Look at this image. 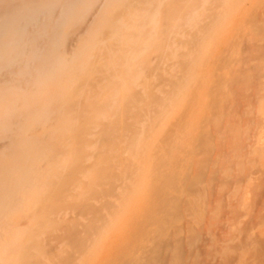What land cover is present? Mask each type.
I'll use <instances>...</instances> for the list:
<instances>
[{
    "label": "bare ground",
    "instance_id": "obj_1",
    "mask_svg": "<svg viewBox=\"0 0 264 264\" xmlns=\"http://www.w3.org/2000/svg\"><path fill=\"white\" fill-rule=\"evenodd\" d=\"M99 1L0 0V264H264V172L260 178L255 175L264 150L263 24L257 27L262 34L256 31L260 37L253 41L252 34L247 46L255 66L240 69L235 64L236 69L227 70L225 81L232 84L228 99L221 85L225 67L217 65L204 87L203 105V96L194 91L192 76L199 61L195 54L208 45L203 33L218 28L227 15L226 0H102L96 5ZM230 1L231 7L239 3ZM144 3L150 11H160L156 29L148 26L149 18L136 19ZM91 5L97 7L87 16L84 10ZM103 5L109 7L107 14ZM124 5L130 7L129 14L120 10ZM194 5L205 15L192 21L197 29H184L180 59L171 63L166 76L160 75L157 83L165 86L160 91L164 98L149 86L145 98L130 89L113 99V83H105L100 96L89 94L122 64L133 43L127 28L140 23L141 30L133 31V55L143 53L139 68L153 72L169 26L186 24ZM23 14L31 19L29 26L17 22L15 15ZM246 18L263 22L264 0H257ZM63 24L76 26L70 48L60 36ZM103 39L106 45H101ZM155 57L160 58L156 65ZM132 98L145 104L135 105ZM157 101H164L167 109V117L158 123L167 120V130L162 129L167 134L153 125L160 136L150 120L160 112L154 106ZM103 113L106 121L99 119ZM127 115L134 116L131 120L144 118L145 130L154 132L148 135L147 163L134 171L136 164L126 167L128 158L121 151L114 155L119 140H126V154L138 134H129ZM150 134L160 138L152 142ZM93 143L101 149V163L118 162L123 169L106 173L100 163L87 165L86 159L98 153H87ZM150 159H156L157 164L152 162L157 166ZM86 171L89 180L74 194L79 175ZM127 174L134 175L132 180ZM71 207L86 214L83 226L78 219H62ZM49 228L56 231L47 239ZM40 232L46 234L44 242L37 239ZM20 234L24 236L19 239ZM59 244L74 252L57 250ZM33 248L38 249L34 261L29 258ZM83 256L86 261L81 263Z\"/></svg>",
    "mask_w": 264,
    "mask_h": 264
},
{
    "label": "rangeland",
    "instance_id": "obj_2",
    "mask_svg": "<svg viewBox=\"0 0 264 264\" xmlns=\"http://www.w3.org/2000/svg\"><path fill=\"white\" fill-rule=\"evenodd\" d=\"M257 1V0H256ZM256 1L255 0H239V3H238V5H236L235 7H231L230 5H231V1L230 0H226V5L224 6V10L225 11H227V15L222 19V22L220 23V25L218 26V28H213L212 30H210L209 32H208V34L207 33H203L204 34V36H203V38H204V40L206 41V44H208L209 45V48L207 49V47H208V45H206L205 46V48H204V50L202 51V54H201V52H197L195 55L197 56V59L199 60V61H197V67L195 68V70H194V72H193V76H192V78H193V82H194V84H195V87H194V91L197 93V91L199 92V93H197V94H199V96H203V99H201V102H202V100H203V105H205V102H206V98H205V96L203 95L204 93H205V91H204V87H206L207 85H208V82H209V78H210V76L212 75V72L215 70L214 68H216L217 67V65H218V67L220 66H222L223 65V67H225V69L223 70V74H222V80H224L225 81V79L227 80V78H229V74H228V71L227 70H231V68L233 69H236L235 67L238 65V66H240V69H246V68H248V67H250V66H255V64L257 63L256 61L257 60H255L254 58H253V56L250 54V53H248V50H247V46H248V44H250V43H252L253 41H255V40H257L259 37H260V34H262V32H263V30L261 29H257V27L259 26V28H262L263 26H264V21L263 22H260V18H257L256 19V21L257 22H260V23H257V22H254V23H256L257 25H253L254 23L249 19V18H246L247 16H248V12H249V9H251V7L252 6H254L255 4H256ZM255 2V3H254ZM102 3V0L101 1H99L96 5H99V4H101ZM106 3H107V1H106ZM105 2H104V5L106 4ZM253 5H252V4ZM96 5H91V6H89V7H87L85 10H84V12H85V14L87 15V16H89L93 11H94V9L97 7ZM103 5V6H104ZM106 5H108V3L106 4ZM244 5V6H243ZM246 5V6H245ZM213 6V5H212ZM105 7V8H104ZM103 7V14H107V7L108 6H104ZM193 8L194 7H197V6H192ZM190 8L189 10H191V12H190V17H189V21H187L186 22V24H182V25H179V24H177L176 22L175 23H173L172 25H170L169 26V28H168V31H167V36H168V39H167V41H166V43H164V48H163V52H161V54H162V57L160 56V58H158V57H155L153 60L155 61L154 63H155V65H156V62H157V58L158 59H160V61L159 62H157V64L159 65V66H157L156 65V67H154L152 70H153V72L152 71H149V72H145V71H142L140 68H139V66H138V64H137V62H139L140 61V59L142 58V57H144V54L143 53H138V54H136V56L135 55H133V48L134 47H136V45H137V42H136V36H135V34H134V32L133 31H136V30H141V25H140V23L137 25V24H132L129 28H127L128 30V32H131V30H132V32L130 33V35L132 36V39L130 40V42L132 41L133 43H132V45L125 51V53H124V56L122 57V64L119 66H117V68L115 67L113 70H112V73L113 74H111V76L107 79V80H104L105 82H103L102 84H100V85H98L97 87H95V88H93L92 90H90L89 92H91V93H89L90 95L91 94H93V95H96V96H100L102 93H103V90H104V88H105V83H113L114 84V86H115V88H114V90L112 91V95H111V97L113 98V99H115L119 94H121V93H125V92H127V91H129L130 89V91L131 92H138V91H140V92H138L137 94L139 95V93H140V96H142L143 98H145L146 97V95H147V93H148V90H150L151 89V87H152V89H153V91H155V92H157V93H159V94H161L162 93V89L165 87L164 86V84H158L159 83V80H160V77L161 76H166L167 75V73H168V71H169V69H170V65H171V63L173 62V61H178L179 59H180V53L181 52H183V50H184V47L182 46V40H184L185 38H186V32H187V30L189 29L190 31L191 30H194L195 28H196V22H198V20H199V18H200V16L203 14V10L204 9H201V6L198 8L197 7V9L196 10H194L193 8ZM215 6H213V8H214ZM109 8V7H108ZM202 8H203V6H202ZM208 8H212V7H208ZM233 9V10H232ZM120 10L122 11V13H127V14H129L130 13V7H128V6H126V5H124V6H121V8H120ZM206 10H207V8H206ZM193 11V12H192ZM208 12H210V9H208L207 10ZM229 12H231V13H229ZM160 11L159 10H157V8L155 9V10H152V11H150L149 10V4H147V3H144V4H141V6H140V9H139V11H138V17L136 18L137 20H142V19H145V18H149V23H148V26H150V28L151 29H156L157 27H158V17H160ZM204 15L205 14H203V17H204ZM15 18L17 19V22L20 24V25H26V26H29L30 25V18L28 17V14H23V15H15ZM195 18V19H194ZM198 19V20H197ZM237 19V20H236ZM243 19V20H242ZM251 21L250 23H248V21ZM193 20H196V22L194 23V22H192ZM208 20V18L207 19H205L204 21H207ZM244 21H246V22H244ZM99 22H100V20H99ZM203 23V21H201V24ZM247 23V24H246ZM65 24H67L68 25V23H65ZM65 24H63V26L65 25ZM193 26H192V25ZM244 26H243V25ZM263 24V25H262ZM140 25V26H139ZM179 25V26H178ZM200 25V24H199ZM199 25H197L198 26V29H199ZM227 27H226V26ZM250 25H252V27H250ZM261 25H262V27H261ZM76 26H72V27H69L68 28V26H64V27H62L61 26V29H60V36L61 37H63V38H67V43H66V45H67V48H70V47H72V45L74 44V42H75V36H74V32L76 31L75 28ZM243 27V28H242ZM49 28H50V30H53L54 28H53V26H49ZM138 28V29H137ZM192 28V29H191ZM194 28V29H193ZM237 28H239L238 30H237ZM256 28V29H255ZM183 29V30H182ZM184 29L186 30V32L184 31ZM197 29V28H196ZM240 29H242V31L240 30ZM251 29H252V32H251ZM254 30H255V32H254ZM260 30V31H259ZM256 31L258 32H260V34H258L257 35V33H256ZM62 32V33H61ZM236 32H237V34H236ZM33 33V35H37L38 34V32H36V31H33L32 32ZM184 33H186V34H184ZM238 33H240V34H238ZM247 33H249V34H247ZM236 34V35H235ZM252 34H254V39H253V41H249L251 38H252ZM66 35V36H65ZM210 35V36H209ZM242 35V36H241ZM246 35H248V36H246ZM250 35V36H249ZM74 36V37H73ZM185 36V37H184ZM234 36V37H233ZM238 36H240V37H238ZM215 37V38H214ZM225 37V38H224ZM231 37H233V39L231 38ZM236 37H238V38H236ZM242 37V38H241ZM243 37H244V40H243ZM65 38V39H66ZM214 38V39H213ZM228 38H231L230 39V41H228ZM236 38V39H235ZM242 39V41L240 40V39ZM225 39V40H224ZM246 39V40H245ZM213 40H214V43H213ZM234 40V41H233ZM239 40L241 41V43L244 45V48L242 47L243 45L241 44H239ZM252 40V39H251ZM224 41H226V42H224ZM238 42V43H233V42ZM244 41V42H243ZM249 41V42H248ZM107 42H108V40H101V45H106L107 44ZM216 42V43H215ZM223 42L225 43V44H223ZM229 42V43H228ZM231 43H233V45H231ZM165 44H166V46H165ZM215 44H217V45H215ZM235 44V45H234ZM222 45V46H221ZM212 46H214V47H212ZM224 46V47H223ZM225 46H226V49H225ZM229 46V47H228ZM234 46V47H233ZM238 46V47H237ZM220 47V48H219ZM231 47V48H230ZM235 47H236V49H235ZM222 48H223V50H222ZM227 48H230V52L229 51H227ZM232 48H233V50H232ZM219 49H221V50H219ZM241 49H243V50H241ZM246 49V50H245ZM226 50V51H225ZM229 50V49H228ZM237 50V51H236ZM208 51V52H207ZM219 51V52H218ZM222 51V52H221ZM225 51V52H224ZM236 51V52H235ZM244 51V52H243ZM179 52V53H178ZM216 52H218L219 54L218 55H216L217 53ZM221 52V53H220ZM227 52H229L230 54H229V57L230 58H232L231 60H233V61H240V63H239V61L238 62H230L231 60H229V57H227L228 56V54H227ZM242 52V53H241ZM211 53V54H210ZM245 55H244V54ZM182 54V53H181ZM223 55V57L221 56V55ZM226 54V55H225ZM232 57H231V56ZM152 56V55H151ZM150 56V57H151ZM224 56H226L225 58H224ZM246 58H245V57ZM153 57V56H152ZM202 57V58H201ZM235 57V58H234ZM241 57V58H240ZM244 57V58H243ZM210 58V59H209ZM215 58V59H214ZM164 59V60H163ZM211 59H213V60H211ZM216 59H217V61H216ZM227 59H228V61H227ZM235 59V60H234ZM242 59H244V61L242 60ZM215 60V61H214ZM220 62H219V61ZM223 60V61H222ZM225 60H226V65H225V63H223V62H225ZM166 61H168V62H166ZM206 61V62H205ZM221 61H222V63H221ZM243 61V62H242ZM211 63H213L212 65H210ZM238 63V64H237ZM162 64V65H161ZM236 64V66L235 67H233L234 65ZM241 64V65H240ZM160 65H161V69H159L160 68ZM215 65V66H214ZM225 65V66H224ZM227 65L229 66V67H227ZM243 65V66H242ZM202 66V67H201ZM207 66V67H206ZM247 66V67H246ZM229 68V69H227V68ZM243 67V68H242ZM238 69H239V67H237ZM200 69H201V71H200ZM207 69H209V71H207ZM166 70H167V72H166ZM203 70V71H202ZM212 70V71H211ZM199 71V72H198ZM206 71V72H205ZM152 72V73H151ZM195 72H196V74H195ZM220 72V73H221ZM121 73V74H120ZM143 73H144V76H143ZM203 73V74H202ZM206 73V74H205ZM227 73V74H226ZM147 74H149V77H148V75ZM165 74V75H164ZM208 74V75H207ZM161 75V76H160ZM225 75V76H224ZM195 76V77H194ZM148 77V78H147ZM155 77H157V78H155ZM147 78V79H146ZM151 78V79H150ZM205 78V79H204ZM151 80V83H150V80ZM129 80H131V81H129ZM153 80V81H152ZM229 80V79H228ZM128 81V82H127ZM199 81V82H198ZM203 81V82H202ZM223 81V82H224ZM155 84H154V83ZM158 82V83H157ZM129 83V84H128ZM153 83V84H152ZM205 83V84H204ZM226 83V84H225ZM228 83H230L231 84V82H229L228 81ZM228 83H227V81H225L224 82V84L221 82V85H222V87H223V90H225L226 91V93H227V90H228V86L230 87V89L232 88L231 86H230V84L228 85ZM126 84L129 86H126ZM198 84V85H197ZM207 84V85H206ZM153 85H156V86H154L155 88H153ZM206 85V86H205ZM232 85V84H231ZM149 86H151L150 87V89H147ZM160 86V87H159ZM161 86H163V88H161ZM133 87V88H132ZM203 87V88H202ZM198 88V89H197ZM228 90V95L227 94H225L227 97L226 98H230V97H232V94L230 93L231 92V90ZM95 90V91H94ZM160 91H161V93H160ZM163 91H164V89H163ZM146 94H145V93ZM144 94V96L142 95V94ZM159 94H158V96H159ZM161 95H163L162 97L164 98L166 95L163 93V94H161ZM160 95V96H161ZM159 96V97H160ZM160 99H162V98H160ZM167 99V98H166ZM166 99L164 100V101H166ZM145 99H143L142 101H144ZM131 101H132V103H136V104H138L136 101H137V99L135 98H132L131 99ZM140 101V100H139ZM162 101V100H161ZM161 101H157V102H159L160 104H162V105H160L159 103L158 104H154V106H155V108H158V115L156 114L157 112H155V113H153V115H152V117H151V119L150 120H152L151 121V127H153V125L156 127V126H158L159 124V122H162V118L163 117H167V114H165V109H166V107H164L163 106V102L161 103ZM157 102H155V103H157ZM200 102V103H201ZM140 103H142V104H140ZM199 103V107H203L202 109H204L205 108V106H201L202 105V103L200 104ZM112 104H117V101H113L112 102ZM135 104V105H136ZM145 104V101L144 102H139V104L138 105H140V106H142V105H144ZM165 106H166V104H164ZM163 106V107H162ZM163 108V109H161V108ZM200 108V109H201ZM167 110V109H166ZM161 112H163L162 114H164V115H166V116H162V114H161ZM167 113V112H166ZM160 114V115H159ZM157 116V118H159V117H161V118H159V119H156L155 117ZM128 117V118H127ZM134 117V116H133ZM132 116H125V120H124V122L125 123H127V125H132V132L130 131L129 132V134H131V133H134V134H137V137L135 138V140H134V144L132 145V147H131V149H129L128 150V152L127 153H129V154H127L126 152V154H124V150H123V148H125L124 146L125 145H127V142H125L126 140H119V142L117 143V147H116V150H115V152H114V155H120L121 154V156H125V158L127 159L128 158V162L127 163H124L125 164V166L126 167H128L131 163H134V164H136V165H134L131 169H132V171H134V169L135 168H137V167H141L142 165L141 164H143L144 162L145 163H147V161H148V156H149V148H150V144H151V141H150V143H149V145L147 144L148 143V139H149V133L151 132V133H153L154 134V132H152V131H146L145 129H148L147 127H148V125H147V127H146V122H144L145 121V119L144 118H138V120L137 119H134V120H131L132 118H133ZM153 118L155 119V122H154V120H153ZM99 119L100 120H102V121H106L107 120V116L103 113V114H100L99 115ZM141 119H144V120H141ZM167 119V118H166ZM176 119V118H175ZM174 119V120H175ZM118 120V119H117ZM137 120V121H136ZM156 120L158 121V120H160V121H158V122H156ZM171 120H173V118L171 119ZM173 120V121H174ZM132 121V122H131ZM176 121V120H175ZM174 121V122H175ZM131 122V123H130ZM137 122V123H136ZM139 122V123H138ZM154 122V123H153ZM130 123V124H129ZM155 123H157L158 125H156ZM163 123H167V120L165 121V122H163ZM163 123H161L162 125V127L160 126L159 128H161V129H159V131H161L162 133H165V134H167L166 132L167 131H165V130H167V125L165 124H163ZM137 124H139V125H137ZM163 127H165L164 129L165 130H162L163 129ZM138 128V129H137ZM154 128V127H153ZM153 128H150V129H152L153 130ZM155 129V128H154ZM95 130H97V129H95ZM145 130V131H144ZM156 130V129H155ZM157 130H158V127H157ZM155 131L156 132V135L158 134L159 135V131ZM94 131V130H93ZM137 131V132H136ZM141 131V132H140ZM154 131V130H153ZM148 132V133H147ZM161 132H160V135H161ZM147 133V134H146ZM165 134H163L164 136H166ZM144 135H145V137H144ZM146 135H147V138H146ZM151 135V138H152V134H150ZM159 135V136H160ZM155 135H153V138H154V140L158 137V136H155ZM162 137V136H161ZM144 138V139H143ZM153 138H152V142H153ZM158 138H160V137H158ZM157 138V139H158ZM123 139V138H122ZM147 140V142H145L144 144H143V140ZM145 140V141H146ZM151 140V139H150ZM122 143V144H121ZM120 144H121V147H119L120 146ZM89 145V146H88ZM87 145V147H86V151H87V153L88 154H92V152H94V151H96V152H98L97 154H98V157L96 156V155H94V157H93V155H90L87 159H86V164L87 165H91L92 167H93V165H95V163H100L102 166L101 167H104V169L103 168H101V169H103V170H105V172L106 173H108V172H110L109 171V169L111 170V172L113 171L114 173H116V172H120V169H123V165H121L120 163H118V162H116L115 163V165H114V163H110V165H109V163L106 165V164H104V163H101V157H100V155H99V150H101L100 148L99 149H97V145L96 144H88ZM148 146H149V148H148ZM137 149V150H136ZM91 150H93L92 152H91ZM102 151H105V148H102ZM120 151H121V153H120ZM166 152V151H165ZM120 153V154H119ZM167 153V152H166ZM165 153V154H166ZM94 154V153H93ZM164 154V153H163ZM164 154V155H165ZM168 156V155H167ZM166 155H165V157H167ZM141 157V158H140ZM124 158V159H125ZM129 158H131V160L129 159ZM94 160H96V161H94ZM130 160V161H129ZM260 160V161H259ZM259 160H258V162L256 163V166H259V168L257 167L256 168V166H255V170L257 169H259L257 172H256V176H261L262 175V172H264L263 171V165H264V150L262 151V153L260 154V156H259ZM111 161V160H110ZM149 161H153V162H155L156 161V163L155 164H157V160L155 159V160H149ZM114 162V161H113ZM125 162H126V160H125ZM151 162L149 163L148 162V164H150L151 165ZM152 162V164H154ZM130 163V164H129ZM258 163H260V165L258 164ZM111 164H112V166L113 167H111ZM148 164H147V166H148ZM154 164V165H155ZM118 165V166H117ZM139 165V166H138ZM141 165V166H140ZM149 165V166H150ZM91 166H90V169H91ZM114 166H116V168H114ZM122 166V167H121ZM148 166V167H149ZM152 166V168H155V166H157V165H155L154 167H153V165H151ZM150 166V167H151ZM262 166V167H261ZM106 167V168H105ZM135 167V168H134ZM261 167V168H260ZM108 168V170H106ZM134 168V169H133ZM157 168V167H156ZM115 171H114V170ZM102 170V171H103ZM260 170H262L261 172H260ZM108 171V172H107ZM104 171H103V173H105ZM133 173V172H132ZM259 174H261V175H259ZM129 174H127V176L125 177V178H127V177H129L128 176ZM131 179L129 178L128 180H132V177H134V175L132 174L131 176ZM79 178H80V180L81 181H79V179H78V182L75 184V186H74V194H77V193H79V192H82V187H81V185L83 184L82 182H87L88 180H89V178H90V172L89 171H86V172H84V173H81L80 175H79ZM260 178V177H259ZM69 199H70V197H69ZM92 201V200H91ZM91 203H96V204H99V200L97 201V200H93ZM75 207H71V209H66V211L64 212V213H62V215H61V217H62V219L63 220H65V221H70V222H72L73 220H70V218L72 217V219H74V220H76L77 221V219H78V221H81V224L82 225H80V226H83V224L86 222V216H84V215H86V214H83L82 212H80V211H78V209H77V211H76V208L74 209ZM69 210H70V213H69ZM81 213V214H80ZM68 215H70V216H68ZM35 217V216H34ZM37 217V216H36ZM68 218V219H67ZM76 218V219H75ZM75 222V221H74ZM79 223V222H78ZM80 226H78V228L80 227ZM246 226V225H245ZM80 229H83V227H81ZM52 230V231H51ZM50 230V228L48 229V231L46 232V236L48 237H46L43 233H39V235H38V237H37V239L39 240V242H41V241H43L44 242V240H46L45 238H47V239H49L50 237L49 236H51L52 235V233H55V229L53 230V228ZM52 232V233H51ZM45 233V232H44ZM51 234V235H50ZM23 234H20V236H19V239L20 238H23ZM42 239V240H41ZM52 243V242H51ZM63 247V248H62ZM37 248V247H36ZM58 249L57 250H62V252L64 251V252H66V251H70V253H73L74 251H73V249L71 248L70 249V247H68V246H66L65 244H59L58 245V247H57ZM71 250L73 251V252H71ZM32 252V253H31ZM34 252V253H33ZM31 254V255H30ZM30 256L31 257H29L30 258V260H31V258H32V261H34L35 259H37L38 258V249H35V248H33V249H31L30 250ZM85 258V259H84ZM34 259V260H33ZM86 261V256H83L82 257V262H81V260H80V262L81 263H83V262H85ZM1 262L3 261V260H0ZM91 261V260H90ZM90 261H89V264H90ZM11 263V262H10ZM13 264H17L16 263V260H14L13 262H12ZM87 263V262H86Z\"/></svg>",
    "mask_w": 264,
    "mask_h": 264
}]
</instances>
